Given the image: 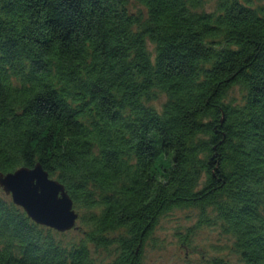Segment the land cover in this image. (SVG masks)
I'll return each instance as SVG.
<instances>
[{
  "label": "trees",
  "instance_id": "16d2710c",
  "mask_svg": "<svg viewBox=\"0 0 264 264\" xmlns=\"http://www.w3.org/2000/svg\"><path fill=\"white\" fill-rule=\"evenodd\" d=\"M255 1L0 0V175L39 165L79 214L63 246L1 194L0 264H144L174 212L184 251L206 230L232 260L207 264H264Z\"/></svg>",
  "mask_w": 264,
  "mask_h": 264
},
{
  "label": "water",
  "instance_id": "95a60500",
  "mask_svg": "<svg viewBox=\"0 0 264 264\" xmlns=\"http://www.w3.org/2000/svg\"><path fill=\"white\" fill-rule=\"evenodd\" d=\"M0 191L34 225L64 235L76 231L79 220L65 190L37 165L0 175Z\"/></svg>",
  "mask_w": 264,
  "mask_h": 264
},
{
  "label": "rangeland",
  "instance_id": "374dc122",
  "mask_svg": "<svg viewBox=\"0 0 264 264\" xmlns=\"http://www.w3.org/2000/svg\"><path fill=\"white\" fill-rule=\"evenodd\" d=\"M203 1L205 3L203 11L212 13L215 10L216 0ZM255 6L264 7V0L255 1ZM130 9L134 10L135 8L131 6ZM149 49L151 48L149 47ZM164 103L165 100L160 99L153 107L160 110ZM76 214L78 213L76 212ZM191 216H193L191 212H174L162 220L160 219L153 235L154 246L145 251L144 264H207L208 260L214 258L232 261L228 252L225 251L224 241L220 240L214 232L206 230L199 231L191 239L192 249L189 252L182 249L183 247L179 245L176 236L184 235L187 230L194 226V222H191ZM76 226L78 228V225ZM78 241L79 234L77 232H71L59 238V242L63 246Z\"/></svg>",
  "mask_w": 264,
  "mask_h": 264
}]
</instances>
